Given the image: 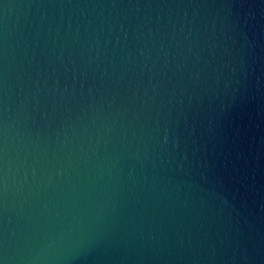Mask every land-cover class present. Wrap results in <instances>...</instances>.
<instances>
[{"label": "water", "instance_id": "water-1", "mask_svg": "<svg viewBox=\"0 0 264 264\" xmlns=\"http://www.w3.org/2000/svg\"><path fill=\"white\" fill-rule=\"evenodd\" d=\"M0 264H264V0H0Z\"/></svg>", "mask_w": 264, "mask_h": 264}]
</instances>
